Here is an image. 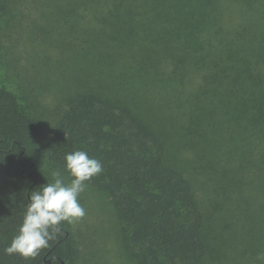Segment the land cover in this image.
Segmentation results:
<instances>
[{"label":"trees","instance_id":"16d2710c","mask_svg":"<svg viewBox=\"0 0 264 264\" xmlns=\"http://www.w3.org/2000/svg\"><path fill=\"white\" fill-rule=\"evenodd\" d=\"M72 1V11L93 22L85 29L99 42L93 52L119 63L112 72L119 84L108 86L110 94L71 96L46 139L0 87V264L74 261L67 221L49 229L52 239L35 256L6 251L31 193L52 183L39 166L40 150L72 179L68 153L83 150L102 163L85 183L111 197L123 254L133 264H205L219 254L222 264H264V0ZM192 72L199 78L188 91ZM147 83L163 91L165 104L143 109ZM163 114L188 119L167 131ZM175 139L193 156L176 161ZM219 211L236 234L223 245L210 229Z\"/></svg>","mask_w":264,"mask_h":264},{"label":"rangeland","instance_id":"374dc122","mask_svg":"<svg viewBox=\"0 0 264 264\" xmlns=\"http://www.w3.org/2000/svg\"><path fill=\"white\" fill-rule=\"evenodd\" d=\"M75 8L72 0H0V87L11 91L20 110L37 120L41 139L49 137L71 96L85 90L110 94L108 86L112 84V89L119 84L112 80V72L119 68V63L111 65L104 50L93 52V43L99 46V42L94 41L95 34L85 33L90 26L92 29L93 22L86 12L80 16L73 12ZM198 78L192 72L186 77L185 88L193 90ZM135 85L141 87L138 81ZM141 89L144 110L150 102L165 104L163 91L156 84L147 83ZM168 94L174 97L173 92ZM163 115L162 127L167 131H175L172 125L188 119L186 114ZM192 149L175 139L172 157L184 161L193 156ZM37 160L52 183V173L57 170L66 185L71 183L72 178L53 165L45 150L38 152ZM85 185L78 197L85 215L70 223L75 247L72 264H133L123 254L111 197L91 184ZM202 185L210 193L211 181L207 179ZM210 229L219 245H223L222 239L233 240L236 235L227 232L223 211L213 216ZM222 263L219 254L205 264Z\"/></svg>","mask_w":264,"mask_h":264},{"label":"clouds","instance_id":"9594fccd","mask_svg":"<svg viewBox=\"0 0 264 264\" xmlns=\"http://www.w3.org/2000/svg\"><path fill=\"white\" fill-rule=\"evenodd\" d=\"M65 160L66 168L73 177L71 183L66 185L57 170L52 173L55 178L53 183L42 185L39 190L31 193V202L19 233L6 249L8 253L19 252L25 257L35 256L52 239L50 228L56 231L55 226L62 221L71 223L85 215L78 197L85 190V182L103 170L102 163L83 150L68 153Z\"/></svg>","mask_w":264,"mask_h":264}]
</instances>
